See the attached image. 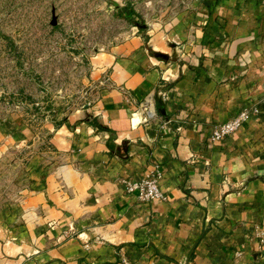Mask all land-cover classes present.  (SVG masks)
<instances>
[{
    "label": "crops",
    "instance_id": "1",
    "mask_svg": "<svg viewBox=\"0 0 264 264\" xmlns=\"http://www.w3.org/2000/svg\"><path fill=\"white\" fill-rule=\"evenodd\" d=\"M87 70L79 106L0 119L18 184L0 200V264H264V0H186ZM156 167L164 199L126 191Z\"/></svg>",
    "mask_w": 264,
    "mask_h": 264
},
{
    "label": "rangeland",
    "instance_id": "2",
    "mask_svg": "<svg viewBox=\"0 0 264 264\" xmlns=\"http://www.w3.org/2000/svg\"><path fill=\"white\" fill-rule=\"evenodd\" d=\"M186 0H0V119L37 122L86 99L92 53L171 15ZM13 155V154H12ZM0 164V200L16 184Z\"/></svg>",
    "mask_w": 264,
    "mask_h": 264
},
{
    "label": "built area",
    "instance_id": "3",
    "mask_svg": "<svg viewBox=\"0 0 264 264\" xmlns=\"http://www.w3.org/2000/svg\"><path fill=\"white\" fill-rule=\"evenodd\" d=\"M182 46H179V51L182 50ZM183 54L182 51L180 55ZM165 79L169 77L163 75ZM249 110L247 108H240L230 118L216 124L210 134V141L216 142L223 137L233 133L236 128L245 120ZM160 177V171L156 167L153 170L147 172L143 177L139 179H126L125 188L128 192L136 193L140 200H151L155 197L165 198V194L158 186V179ZM257 236L259 239V247L261 251H264V228L257 230ZM117 264H129V261L125 257H121Z\"/></svg>",
    "mask_w": 264,
    "mask_h": 264
}]
</instances>
